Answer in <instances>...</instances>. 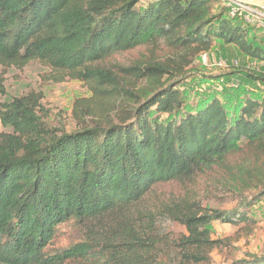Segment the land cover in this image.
Wrapping results in <instances>:
<instances>
[{"label": "trees", "instance_id": "16d2710c", "mask_svg": "<svg viewBox=\"0 0 264 264\" xmlns=\"http://www.w3.org/2000/svg\"><path fill=\"white\" fill-rule=\"evenodd\" d=\"M0 0V66L47 67L49 81L81 82L68 131L43 111L41 92L0 102V264H210L218 222L251 231L264 199V95L225 91L196 106L184 81L214 46L264 62L254 23L223 0ZM137 48L150 58L107 60ZM117 68V69H116ZM264 83V74L247 72ZM0 76V96L5 94ZM163 118V119H162ZM215 172L235 202L211 209L191 192L170 200L160 185L186 188ZM67 222L82 240L52 250ZM173 224L183 232L171 230ZM232 264H264V250Z\"/></svg>", "mask_w": 264, "mask_h": 264}, {"label": "rangeland", "instance_id": "374dc122", "mask_svg": "<svg viewBox=\"0 0 264 264\" xmlns=\"http://www.w3.org/2000/svg\"><path fill=\"white\" fill-rule=\"evenodd\" d=\"M151 1L141 0L135 8L145 7ZM258 11L263 18H260L259 22H254L251 33L261 41L264 47V8ZM150 56L147 49L137 48L114 55L107 60V65L117 68L126 67L141 62L147 57L150 58ZM220 62L221 66H218ZM233 63L237 65L234 66ZM192 66L195 69L194 75L179 86V89H186L189 98L187 105L191 108L196 106L199 99L208 96L216 97L223 102L225 91L244 89L252 94L250 91L257 93L261 89L259 88L261 83L251 80L247 72L264 74V62L254 63L252 60L240 58L235 48L214 46L210 52L196 57ZM50 75H52L51 71L38 62H30L20 69L0 66V76L3 77L5 90V94L0 96V102H10L13 98L27 95L30 92H41L43 111L50 115L51 120L61 115L67 130L72 131L75 128L72 119L74 101L87 99L91 94L81 82L65 79L63 82L56 83L49 81ZM7 131L0 124V133ZM188 192H191L190 195H193L203 206L211 209L230 210L235 205L230 196L216 185L215 172L196 177L193 183L186 185V188L176 183H169L154 189L156 196L167 200L183 196ZM250 215L255 221L250 232L243 229L242 225L234 227L218 222L211 225L212 239L222 241V244L211 253L210 264H232L243 259L246 254H259L264 250V199L250 210ZM171 230L175 233L183 232V228L177 224H173ZM81 240L82 235L77 226L72 222H67L57 227L51 249H66Z\"/></svg>", "mask_w": 264, "mask_h": 264}, {"label": "built area", "instance_id": "2783aa9c", "mask_svg": "<svg viewBox=\"0 0 264 264\" xmlns=\"http://www.w3.org/2000/svg\"><path fill=\"white\" fill-rule=\"evenodd\" d=\"M223 1L225 2L226 6L229 8V12L231 16L243 15L244 20L251 24L254 23L255 21L259 22L260 18H263L262 17L263 15L256 8H251V7H246L244 5L235 4L228 0H223ZM233 64L234 66L237 65L236 63H233ZM218 66H221V62L218 64ZM263 72H264V66H263Z\"/></svg>", "mask_w": 264, "mask_h": 264}, {"label": "water", "instance_id": "95a60500", "mask_svg": "<svg viewBox=\"0 0 264 264\" xmlns=\"http://www.w3.org/2000/svg\"><path fill=\"white\" fill-rule=\"evenodd\" d=\"M228 1L235 3V4L244 5L246 7H251V8H257V9L264 8V0H252V1L228 0Z\"/></svg>", "mask_w": 264, "mask_h": 264}, {"label": "crops", "instance_id": "0c3cea01", "mask_svg": "<svg viewBox=\"0 0 264 264\" xmlns=\"http://www.w3.org/2000/svg\"><path fill=\"white\" fill-rule=\"evenodd\" d=\"M227 47H229V48H234V47H231V46H227ZM227 47H224V48H227ZM240 58H244V56L240 55ZM244 59H245V60H248V59H246V58H244ZM250 60H252V59H250ZM252 62L256 63V62H258V61L252 60ZM246 82H247V79H246ZM248 83H250V82H248ZM250 84H251V83H250ZM261 84L264 85L263 83H261ZM261 84H260V86H259V88H261L260 91H257V93H255V91H250V92H252L253 95H257L258 97H262V96L264 95V87H263ZM251 85H252V84H251ZM247 90H248V88H247ZM249 90H252V89H249Z\"/></svg>", "mask_w": 264, "mask_h": 264}, {"label": "bare ground", "instance_id": "6f19581e", "mask_svg": "<svg viewBox=\"0 0 264 264\" xmlns=\"http://www.w3.org/2000/svg\"><path fill=\"white\" fill-rule=\"evenodd\" d=\"M243 1H252V0H243Z\"/></svg>", "mask_w": 264, "mask_h": 264}]
</instances>
